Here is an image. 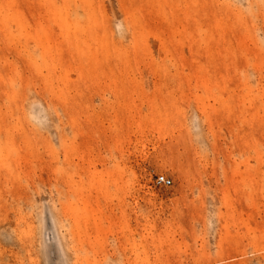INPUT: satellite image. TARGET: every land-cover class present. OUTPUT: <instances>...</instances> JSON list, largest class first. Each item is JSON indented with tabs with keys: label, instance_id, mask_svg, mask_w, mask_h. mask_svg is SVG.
Instances as JSON below:
<instances>
[{
	"label": "rangeland",
	"instance_id": "obj_1",
	"mask_svg": "<svg viewBox=\"0 0 264 264\" xmlns=\"http://www.w3.org/2000/svg\"><path fill=\"white\" fill-rule=\"evenodd\" d=\"M0 264H264V0H0Z\"/></svg>",
	"mask_w": 264,
	"mask_h": 264
},
{
	"label": "built area",
	"instance_id": "obj_2",
	"mask_svg": "<svg viewBox=\"0 0 264 264\" xmlns=\"http://www.w3.org/2000/svg\"><path fill=\"white\" fill-rule=\"evenodd\" d=\"M155 181L157 184L164 187H168L172 183V181L164 174H157L155 177Z\"/></svg>",
	"mask_w": 264,
	"mask_h": 264
}]
</instances>
